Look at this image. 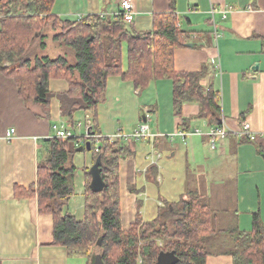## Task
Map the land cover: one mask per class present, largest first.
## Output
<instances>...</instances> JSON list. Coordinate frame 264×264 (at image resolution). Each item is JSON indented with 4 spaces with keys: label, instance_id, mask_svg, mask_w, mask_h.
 <instances>
[{
    "label": "crops",
    "instance_id": "obj_1",
    "mask_svg": "<svg viewBox=\"0 0 264 264\" xmlns=\"http://www.w3.org/2000/svg\"><path fill=\"white\" fill-rule=\"evenodd\" d=\"M132 1L136 15L130 28L136 32L150 30L153 16L169 11V0ZM117 11L118 0H56L52 8L53 15L68 21L91 15L113 19ZM175 13L179 28L189 34L187 46L174 51L175 70L202 72L201 87L218 93L220 124L229 135L211 149L206 134L213 126L197 118L195 103L183 104L181 117L175 115L169 80L135 91L131 82L109 77L97 129L103 137L120 134L125 138L121 143L132 149L119 165L121 225L133 222L137 205L140 218L151 221L166 204L188 199L189 193L203 197L215 212L227 210L223 204L230 183L238 227L249 230L254 213L264 227V0H176ZM49 89L61 94L68 83L52 79ZM145 112L150 137L130 142L128 137L144 124ZM243 122L250 124L256 140L233 134ZM53 127L66 129L58 100H51L50 119L37 118L19 98L13 79L0 74V264H87L69 258L62 247L49 246L51 216L40 215L36 199L16 190L34 184L37 164L48 158L45 140ZM193 130L201 135L190 134ZM179 132L189 134L183 139ZM96 159L86 150L73 156L75 188L64 212L78 221L84 217L85 173H92Z\"/></svg>",
    "mask_w": 264,
    "mask_h": 264
},
{
    "label": "trees",
    "instance_id": "obj_2",
    "mask_svg": "<svg viewBox=\"0 0 264 264\" xmlns=\"http://www.w3.org/2000/svg\"><path fill=\"white\" fill-rule=\"evenodd\" d=\"M55 2L0 0V74L13 79L19 98L37 118L50 119V103L56 98L65 130L77 134L76 118L81 115L88 134L98 136L62 139L53 133L45 140L48 158L37 164L34 184L16 189L21 196L36 199L40 215L51 216L49 246L62 247L69 258L86 259L88 264L94 252L103 264H154L160 253L171 252L178 260L175 264H207L213 254L230 257L232 264H264V227L259 213L252 215L247 231L236 222L219 229L216 212L194 193L166 204L151 221L140 218L137 205L133 222L128 227L121 225L119 165L132 149L120 140L110 142L97 129L107 79L118 76L131 82L135 91H143L153 81L169 80L175 115L181 117L183 104L195 103L198 119L207 126H220L219 95L203 91L202 72L175 70L174 51L186 47L189 38L179 28L176 0H169L168 12L153 16L152 27L145 32L134 31L118 16L61 20L52 14ZM49 35L65 51L63 56L51 59L38 54L46 48L44 40ZM52 79L65 80L68 90L52 93ZM86 142L100 158L98 170L104 187L91 190V174L85 173L84 217L78 221L64 212V206L74 194L77 170L73 156ZM219 235L225 241L224 250L211 253L210 240Z\"/></svg>",
    "mask_w": 264,
    "mask_h": 264
},
{
    "label": "built area",
    "instance_id": "obj_3",
    "mask_svg": "<svg viewBox=\"0 0 264 264\" xmlns=\"http://www.w3.org/2000/svg\"><path fill=\"white\" fill-rule=\"evenodd\" d=\"M215 13H216V9H214V8L211 9L210 15H211L212 19H213V16ZM226 13H227V11L222 12V18L223 19L226 18ZM135 15H136V13L134 11L132 0H118V11L114 17H116V16L121 17L122 20L126 24H131L135 19ZM144 117H145L146 121L144 122V124H140L138 126V128L132 132V134L128 137L129 140L130 139L140 140V139L150 137V134L148 132V127L146 124V122L149 120V114L147 112H145ZM86 123L87 124L90 123L88 116H86ZM76 128L82 129L83 134L78 135V134H74L70 131H67L63 128L53 127L54 136L57 138H62V139H68V138H73V137H79V138H83V139L88 138V137H98V136H93V135L90 136L88 134L87 127L86 126L84 127L80 121L77 122ZM13 133H14V129L9 130L6 134V140L11 139ZM228 133H229V131L226 130L223 122L220 124V126H215V127L210 128V130L206 134L207 138L210 140V148L214 149L216 141L219 139H223L224 137L229 135ZM188 134L183 133V132H179L176 135H178L184 139ZM190 134L201 135L198 130L190 131ZM233 134H235L237 137H239L241 139L244 138L248 141H254V140H256V137H257L256 134H254L252 132L251 126L247 122H243L241 125V128L239 130L235 131ZM107 138L110 140V142H114L116 140H120L122 138V136L120 134H117L115 136H111V137H107ZM122 139H125V138H122ZM95 151L98 152V149H95Z\"/></svg>",
    "mask_w": 264,
    "mask_h": 264
},
{
    "label": "rangeland",
    "instance_id": "obj_4",
    "mask_svg": "<svg viewBox=\"0 0 264 264\" xmlns=\"http://www.w3.org/2000/svg\"><path fill=\"white\" fill-rule=\"evenodd\" d=\"M44 41L46 43V48L44 50L38 51V54L40 56H47L51 59H54V58H57L59 56H63L65 54V51L63 49L57 47L52 42L51 35H49L47 38H45ZM78 120H82V117L79 118ZM165 157H166V155H165ZM225 191H226L225 195L227 196V202H226V204H223V206H226L227 210L222 211V210L215 207L217 209V211H216V226L219 229H227L229 226H231L235 222L234 220H235V216H236V212H235V205L236 204H235V201H233L234 190H233V187L230 183L228 184ZM203 193H205L204 190H203ZM210 206L214 207L211 204H210ZM260 220H261V217H260ZM261 222H262V220H261ZM224 244H225V241L222 239V236L219 235V236L212 238L210 240L209 250L211 253L214 252L216 254L217 251H223L224 250V247H225ZM83 260H84V262H87V264H88V261L86 259H83ZM215 261L218 264H230V259L225 257V256L223 257L222 255H221V257H218V255H214V256L211 255L210 257L207 258V264H215Z\"/></svg>",
    "mask_w": 264,
    "mask_h": 264
},
{
    "label": "water",
    "instance_id": "obj_5",
    "mask_svg": "<svg viewBox=\"0 0 264 264\" xmlns=\"http://www.w3.org/2000/svg\"><path fill=\"white\" fill-rule=\"evenodd\" d=\"M257 65L255 66V69L257 70ZM142 119L143 122H145V117L144 115H142ZM90 151V146L89 143L86 142L84 147H79L77 149V152H81V151ZM100 164V158L97 157L96 162L94 164V168L92 170V181L90 184V188L93 191H98L101 190L104 187V184L100 178V172L98 170ZM98 245H100V239L97 242ZM177 258L174 256V254L171 253H160L155 261L154 264H175L177 263ZM89 264H103L101 256L99 254H97L96 252H94L89 260Z\"/></svg>",
    "mask_w": 264,
    "mask_h": 264
}]
</instances>
